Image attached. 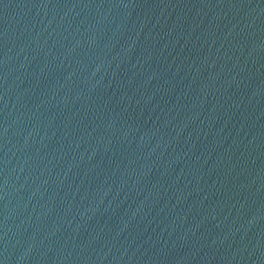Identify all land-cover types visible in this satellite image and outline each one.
Wrapping results in <instances>:
<instances>
[{
    "label": "water",
    "instance_id": "1",
    "mask_svg": "<svg viewBox=\"0 0 264 264\" xmlns=\"http://www.w3.org/2000/svg\"><path fill=\"white\" fill-rule=\"evenodd\" d=\"M0 264H264V0H0Z\"/></svg>",
    "mask_w": 264,
    "mask_h": 264
}]
</instances>
